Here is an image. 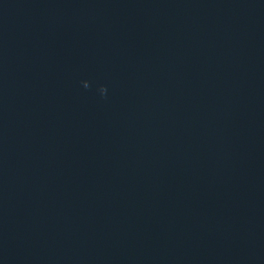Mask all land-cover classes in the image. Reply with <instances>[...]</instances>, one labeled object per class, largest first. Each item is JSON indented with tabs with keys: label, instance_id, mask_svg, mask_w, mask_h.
<instances>
[{
	"label": "water",
	"instance_id": "95a60500",
	"mask_svg": "<svg viewBox=\"0 0 264 264\" xmlns=\"http://www.w3.org/2000/svg\"><path fill=\"white\" fill-rule=\"evenodd\" d=\"M0 264H264V0H0Z\"/></svg>",
	"mask_w": 264,
	"mask_h": 264
}]
</instances>
